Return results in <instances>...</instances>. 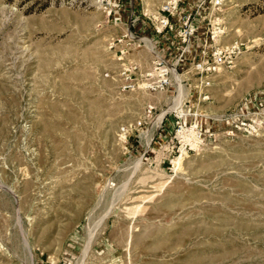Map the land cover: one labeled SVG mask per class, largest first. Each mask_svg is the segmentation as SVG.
<instances>
[{
  "label": "rangeland",
  "instance_id": "1",
  "mask_svg": "<svg viewBox=\"0 0 264 264\" xmlns=\"http://www.w3.org/2000/svg\"><path fill=\"white\" fill-rule=\"evenodd\" d=\"M169 2L0 0V264H264V0H181L198 36L145 88L123 35Z\"/></svg>",
  "mask_w": 264,
  "mask_h": 264
},
{
  "label": "built area",
  "instance_id": "2",
  "mask_svg": "<svg viewBox=\"0 0 264 264\" xmlns=\"http://www.w3.org/2000/svg\"><path fill=\"white\" fill-rule=\"evenodd\" d=\"M180 1L172 0V2L165 4L161 8L158 15L154 17L156 25H153L152 30H148L147 28V31L141 34L143 31L137 33L136 27L133 28L134 30L128 27V34L123 35V37L129 36L131 39H135L138 42V46H145L150 53L149 67L141 73V76L144 78L141 84L145 88L163 89L170 86L172 84V78L179 73L178 69H183L185 64L184 53L189 51L190 40L198 36L197 29L200 26V20L198 18L200 17L199 12L201 6H195L194 11H187V9H183L182 6L178 5ZM135 19L137 18L135 17L132 21L134 22ZM179 20L180 29L178 32H175V25H177ZM143 23L145 22L141 24ZM131 25L134 24L132 23ZM157 36L159 38L155 39ZM171 36L178 37L182 46H178L176 52L173 53L174 55L169 59L167 58L165 48L160 43V39H171V44H173ZM206 43L207 40H205L202 46L197 44V50L190 55L192 69L200 75L218 71L231 61V53L228 47L211 50L210 43ZM136 67L135 64L132 66V68ZM121 73L124 75L125 80H134L129 73V68L123 69ZM133 85L134 83H128L124 87ZM151 109L152 106H149L147 116L150 115ZM138 123L140 125L141 122Z\"/></svg>",
  "mask_w": 264,
  "mask_h": 264
}]
</instances>
